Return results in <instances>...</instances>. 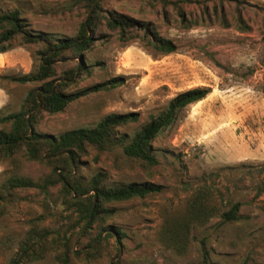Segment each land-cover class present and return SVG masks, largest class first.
<instances>
[{
  "label": "rangeland",
  "instance_id": "1",
  "mask_svg": "<svg viewBox=\"0 0 264 264\" xmlns=\"http://www.w3.org/2000/svg\"><path fill=\"white\" fill-rule=\"evenodd\" d=\"M191 1L200 3L183 7L198 25L186 28L172 8L165 13L139 0H108L110 9L151 23L177 51L164 56L144 46L140 38L123 41L112 33L80 59L92 74L72 91L113 79L120 85L91 93L57 115L42 114L36 127L40 134L57 137L94 128L111 114H134L135 122L118 129V136H126L128 143L178 94L209 89L204 100L179 111L176 123L152 143L156 166L146 168L126 156L121 145L104 152L90 150L83 158L80 173L87 180L103 173L110 185L150 182L162 191L106 206L114 210L107 225L119 228L124 237L120 245L114 239L106 243L100 258L70 256L64 263L56 258L64 248L61 244L41 259L22 264H264V195L258 196L264 181V0H243L240 11L233 2ZM12 11L20 13L32 33L53 38L74 37L86 17V10L72 0H0V14ZM239 13L248 32L239 30ZM204 16L212 18L203 20ZM36 51L35 46L13 41L10 50L0 54V117L18 112L37 86L13 81L38 68ZM50 174L46 165L17 156L0 163V191L13 175L40 182ZM202 187L212 189L213 203L222 211L241 203L242 219L224 224L217 216L194 226L179 252L166 233L186 214L189 201ZM5 196L0 209V264H11L29 240L33 222L37 231H56L67 223V212L58 188L46 192L16 188L6 190ZM99 231L94 226L89 238L79 241L87 244ZM79 241H74V250L80 249Z\"/></svg>",
  "mask_w": 264,
  "mask_h": 264
},
{
  "label": "trees",
  "instance_id": "2",
  "mask_svg": "<svg viewBox=\"0 0 264 264\" xmlns=\"http://www.w3.org/2000/svg\"><path fill=\"white\" fill-rule=\"evenodd\" d=\"M72 1L86 10V17L72 38H53L47 34L32 33L18 11L0 14V54L9 51L13 41H18L23 45L35 46L39 60L38 68L32 74L13 79L20 84L37 86L29 91L18 112L0 117V125L9 126L8 129H0V163L22 156L29 162L44 164L51 170V174L40 182L13 175L4 184L5 191L26 188L46 192L51 188H58L62 206L67 212L64 217L67 223L56 231H37V224L33 222L29 240L21 246L20 253L11 264L41 259L48 252L56 250L57 246L60 249L61 244L64 248L56 258L64 263L70 260V256L86 260L100 258L106 243L111 239L120 245L124 233L119 228L107 225L114 210L106 206L160 193L162 187L150 182L110 185L103 173L87 180L80 173L83 158L90 150L104 152L121 145L126 156L140 161L146 168L156 166L158 160L152 143L176 123L179 111L204 100L211 92L209 89H193L178 94L169 101L164 111L151 117L128 143L126 136H118V129L135 122L137 116L134 114H111L94 128L75 129L57 137L38 133L36 127L42 114L57 115L71 103L91 93L107 91L120 85L119 79H113L83 91H72L78 81L92 74V68L80 59L96 42L107 41L115 33L123 41L140 38L144 46L164 56L177 51L176 45L161 37L151 23L110 9L108 0ZM139 1L151 9L160 7L165 13L168 8H172L186 28H190L192 24L198 25L196 21L193 23L187 18L183 5L198 4L199 1ZM222 1L227 4L235 3L239 11V6L244 3L243 0ZM213 12L216 16V7ZM211 18L204 16L203 20ZM238 21L239 30L248 32L249 27L240 13ZM5 191H0V209L5 201ZM261 195H264V181L258 187V196ZM213 202L212 189L199 188L189 201L186 214L170 225L166 233L169 244L181 252L189 241L194 226H204L217 216L224 224L242 219L241 203H234L228 210L222 211ZM94 226L100 228L95 238L87 244L83 240L79 241L80 237L89 238ZM74 241H79L80 249L74 250Z\"/></svg>",
  "mask_w": 264,
  "mask_h": 264
}]
</instances>
